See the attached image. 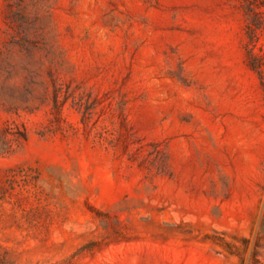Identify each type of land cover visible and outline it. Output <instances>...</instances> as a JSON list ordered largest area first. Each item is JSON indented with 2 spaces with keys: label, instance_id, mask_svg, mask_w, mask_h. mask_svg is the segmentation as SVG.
I'll list each match as a JSON object with an SVG mask.
<instances>
[{
  "label": "rangeland",
  "instance_id": "obj_1",
  "mask_svg": "<svg viewBox=\"0 0 264 264\" xmlns=\"http://www.w3.org/2000/svg\"><path fill=\"white\" fill-rule=\"evenodd\" d=\"M0 264H264V0H0Z\"/></svg>",
  "mask_w": 264,
  "mask_h": 264
}]
</instances>
